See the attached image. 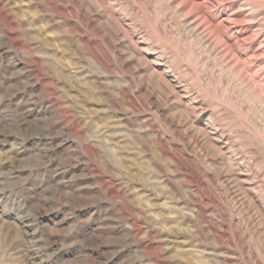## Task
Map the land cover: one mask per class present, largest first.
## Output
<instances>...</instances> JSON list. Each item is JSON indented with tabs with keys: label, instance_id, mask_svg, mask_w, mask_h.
Instances as JSON below:
<instances>
[{
	"label": "rangeland",
	"instance_id": "rangeland-1",
	"mask_svg": "<svg viewBox=\"0 0 264 264\" xmlns=\"http://www.w3.org/2000/svg\"><path fill=\"white\" fill-rule=\"evenodd\" d=\"M0 264H264V0H0Z\"/></svg>",
	"mask_w": 264,
	"mask_h": 264
}]
</instances>
